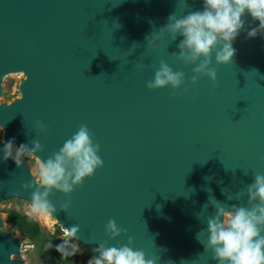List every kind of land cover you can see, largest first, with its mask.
Wrapping results in <instances>:
<instances>
[{
  "label": "water",
  "instance_id": "95a60500",
  "mask_svg": "<svg viewBox=\"0 0 264 264\" xmlns=\"http://www.w3.org/2000/svg\"><path fill=\"white\" fill-rule=\"evenodd\" d=\"M202 10L203 0H0V96L4 77L28 75L22 98L0 108L1 125L13 146L31 149L38 140L43 150L24 154L42 163L87 126L103 166L48 200L96 257L101 245H127L156 264H218L205 248L214 205L252 207L248 185L264 174V34L248 38L259 21L246 12L231 62L217 64L213 52L216 83L202 76L192 85L199 62L179 60L183 37L160 28L171 15ZM151 34L160 37L156 50ZM161 61L185 73L175 95L170 86H146ZM2 142L0 203L32 201L44 190L26 165L4 158ZM110 219L120 236L106 233ZM19 251L0 232V264Z\"/></svg>",
  "mask_w": 264,
  "mask_h": 264
},
{
  "label": "clouds",
  "instance_id": "9594fccd",
  "mask_svg": "<svg viewBox=\"0 0 264 264\" xmlns=\"http://www.w3.org/2000/svg\"><path fill=\"white\" fill-rule=\"evenodd\" d=\"M249 13L253 20L259 21V27L248 31V38H255L257 34H264V0H203V10L191 12L177 18L171 15L168 23L160 28V33L171 34L175 40L177 34L183 39L177 45L179 52L177 58L187 64H197L192 69L191 84L195 85L202 76H206L213 82L217 81V72L210 67L212 55L215 53L217 64H228L236 54L233 41L244 28L242 16ZM152 35V34H151ZM159 36L152 35L150 47L156 50L160 47ZM222 45V47H220ZM146 65L141 60L137 67ZM185 84V73L173 71L164 61L160 62L159 69L154 73V79L147 82L148 89H160L170 86L175 90ZM187 92V88L184 89ZM36 129L44 131V125L37 121ZM33 147L28 149L21 145L17 150V156L13 157L11 149L12 141L4 146V158H13L19 166V156L25 151H42V145L38 140L32 142ZM99 145L94 144L92 135L86 125H81L72 137L65 141L58 152L53 153L40 169L41 183L44 191L32 193L33 212L54 213L56 208L48 200L52 190L69 195L75 186L82 185L86 177H91L96 169L103 166L102 159L98 156ZM249 203L252 207L231 206V210L225 211L219 203L215 204L216 213L207 221L208 242L205 248L211 249L213 259L218 264H264V174L255 175L254 182L248 185ZM259 201L258 203H254ZM69 204L62 205L67 211ZM106 233L113 238L121 235L115 220H109L106 224ZM79 231L78 226L65 229L66 236L75 238ZM203 234V231L200 233ZM129 238L128 244H132ZM57 251L63 249V245H57ZM79 245H73V254ZM95 251L99 256L93 257L88 264H156L155 258H146L141 250H133L125 245L121 247H104L101 245Z\"/></svg>",
  "mask_w": 264,
  "mask_h": 264
},
{
  "label": "rangeland",
  "instance_id": "374dc122",
  "mask_svg": "<svg viewBox=\"0 0 264 264\" xmlns=\"http://www.w3.org/2000/svg\"><path fill=\"white\" fill-rule=\"evenodd\" d=\"M1 85L0 96V108L10 107L15 102L22 98L21 87L28 79L27 74H12L6 76ZM6 136V132L1 125L0 120V141L2 142ZM18 146H14L11 149L13 157L17 156ZM21 164L28 167V174L35 180L36 184L41 190H44V186L41 183L40 169L42 163L33 155L25 156L21 154L19 156ZM13 164H16L13 158L10 159ZM33 202L24 198L6 197L0 203V232L9 238H13L20 244V251L17 254H13L10 258V263L15 264H43L40 259L41 250L43 247L50 248L56 252L57 245H63V248L67 247L73 250V245L78 244L79 248L75 253L79 257V264H88L89 260L96 255L88 252L89 250L76 238L66 236L65 227L58 222V219L54 213L48 212H33ZM19 212L23 216H27L36 221L41 227L43 238L41 241L35 242L31 239L24 238L13 228L9 222L10 212Z\"/></svg>",
  "mask_w": 264,
  "mask_h": 264
},
{
  "label": "trees",
  "instance_id": "16d2710c",
  "mask_svg": "<svg viewBox=\"0 0 264 264\" xmlns=\"http://www.w3.org/2000/svg\"><path fill=\"white\" fill-rule=\"evenodd\" d=\"M8 217L11 226L24 238L40 243L39 241L42 240L43 234L41 227L36 221L16 211L10 212ZM40 259L43 264H79L78 255L76 253L73 254V250L67 247L59 252L43 247Z\"/></svg>",
  "mask_w": 264,
  "mask_h": 264
},
{
  "label": "bare ground",
  "instance_id": "6f19581e",
  "mask_svg": "<svg viewBox=\"0 0 264 264\" xmlns=\"http://www.w3.org/2000/svg\"><path fill=\"white\" fill-rule=\"evenodd\" d=\"M6 78H7V77H4V79H6ZM6 135H7V134H6ZM6 142H8V140H7V137L5 136V138L3 139V142H2V143L4 144V146H5V143H6ZM39 161H40V160H39ZM40 162H41V161H40ZM41 163H42V162H41ZM42 164H43V163H42Z\"/></svg>",
  "mask_w": 264,
  "mask_h": 264
}]
</instances>
